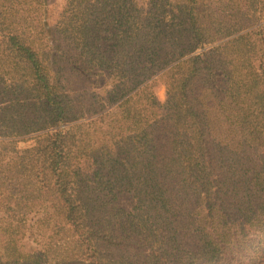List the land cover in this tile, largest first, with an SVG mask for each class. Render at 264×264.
<instances>
[{
  "label": "trees",
  "instance_id": "16d2710c",
  "mask_svg": "<svg viewBox=\"0 0 264 264\" xmlns=\"http://www.w3.org/2000/svg\"><path fill=\"white\" fill-rule=\"evenodd\" d=\"M51 4L0 0V264H264V0Z\"/></svg>",
  "mask_w": 264,
  "mask_h": 264
},
{
  "label": "rangeland",
  "instance_id": "374dc122",
  "mask_svg": "<svg viewBox=\"0 0 264 264\" xmlns=\"http://www.w3.org/2000/svg\"><path fill=\"white\" fill-rule=\"evenodd\" d=\"M62 3V0H52V4L50 5V12H48V21L52 22V15H53V11L54 7L57 5H60ZM106 89V84L103 83L101 90H105ZM158 97L162 102H165L167 99V93H166V85H165V81L163 79H159V87H158ZM25 145V144H23Z\"/></svg>",
  "mask_w": 264,
  "mask_h": 264
}]
</instances>
